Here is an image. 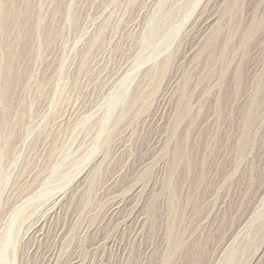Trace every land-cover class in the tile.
Returning <instances> with one entry per match:
<instances>
[{"label":"rangeland","instance_id":"374dc122","mask_svg":"<svg viewBox=\"0 0 264 264\" xmlns=\"http://www.w3.org/2000/svg\"><path fill=\"white\" fill-rule=\"evenodd\" d=\"M0 264H264V0H0Z\"/></svg>","mask_w":264,"mask_h":264},{"label":"bare ground","instance_id":"6f19581e","mask_svg":"<svg viewBox=\"0 0 264 264\" xmlns=\"http://www.w3.org/2000/svg\"><path fill=\"white\" fill-rule=\"evenodd\" d=\"M206 27V26H205ZM116 210V209H115ZM118 210V209H117Z\"/></svg>","mask_w":264,"mask_h":264}]
</instances>
